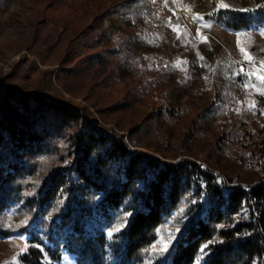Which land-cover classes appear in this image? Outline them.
<instances>
[{
  "label": "trees",
  "instance_id": "obj_1",
  "mask_svg": "<svg viewBox=\"0 0 264 264\" xmlns=\"http://www.w3.org/2000/svg\"><path fill=\"white\" fill-rule=\"evenodd\" d=\"M10 2L0 0V7ZM213 5L201 13L236 30L264 28V0L233 3L228 10ZM116 6L121 17L131 13L138 23L154 12L147 0ZM105 19L106 28L87 36L83 27L67 44L61 65L68 77L59 73L55 83L53 70L43 69L34 90L23 92L11 72L0 74V234H9L6 224L29 233L23 264H54L66 252L79 264H264V97L248 86L243 93L250 98H241L229 81L245 84L243 73L224 76L226 66L214 70L211 61L195 56L183 90L203 96L212 78L222 81L179 142L171 128L191 109L190 102H172L174 92L165 89L168 68L159 58L156 64L147 61L153 45L124 33L112 17ZM43 24L52 26L44 43L28 48L36 69L38 60L45 61L43 50L49 51L46 42L56 48L72 27L53 15ZM78 45L81 53L72 55ZM262 46L255 48L264 58ZM28 59L24 54L19 62ZM71 74L103 76L109 83L132 80L138 99L163 105L155 114L143 111L142 121L127 129L108 125L105 109L114 114L126 101L105 107L75 103L59 90L80 93L65 83ZM151 123L160 124L166 140L153 139ZM182 144L179 154L167 155ZM199 152H205L203 158ZM171 227L179 228L175 247L158 256L153 246Z\"/></svg>",
  "mask_w": 264,
  "mask_h": 264
},
{
  "label": "rangeland",
  "instance_id": "obj_2",
  "mask_svg": "<svg viewBox=\"0 0 264 264\" xmlns=\"http://www.w3.org/2000/svg\"><path fill=\"white\" fill-rule=\"evenodd\" d=\"M122 1L125 0H12L6 7H0V74L11 72V74L9 73L11 79L18 83L23 92L34 90L42 77L45 76L43 69L53 70L52 78L55 83L56 75L59 73L68 77L70 72L63 71L61 63L67 59L65 58V51L69 41L83 27L87 36L95 35L101 29L106 28L108 23L105 18L110 16L122 25L124 33L139 35L146 43L153 45V52L148 53L150 58L147 61L156 64V60L159 58L162 65L168 68L171 77L167 78L165 89L174 92L172 102L175 104L190 102L191 109L171 128V132L175 134L179 142L182 140L184 143L186 129L199 115L200 105H206L209 102L207 99L215 92V85L218 81H222V78L217 80L212 78L210 81L211 88L203 96L190 95L189 91L187 93L186 90H183L181 84L192 77L193 66L191 61L194 62L195 56H200L198 58L201 61H211L214 70L220 65L226 66L224 76H228L229 72L232 73V77L235 73L238 75L237 73L241 68L245 72L251 71L253 76L249 86H252L253 89L260 87L258 86L260 81L256 77L264 76V68H262L264 58L255 46H264V35L261 34L264 32V28L253 25L246 29L236 30L223 24L221 20L218 21L217 18H208L201 13L202 10L213 7V4L219 6L220 9L228 10L233 3L246 2L252 4L254 0H147L154 7V12L153 16L146 18L143 23L135 22L131 13L121 17V12H118L116 5ZM52 15L63 18V20L66 19V23L72 27L71 30L68 29L62 35L60 44L56 48H51L46 42L45 47L49 51L43 50L45 61L42 63L38 60L39 69H36L30 65L31 60L35 57L29 53L28 48L38 45L40 41L44 43L48 29L52 26H45L43 19ZM222 16L226 19L225 16L228 15L225 12ZM200 17L203 19L201 20ZM127 21H132V24L129 25ZM108 29L107 36L109 37L113 28ZM51 31L56 32V29ZM238 34L241 35L238 36ZM238 39L240 41L239 46ZM263 46L262 49H264ZM240 47H243L248 56L251 57L250 61L242 56ZM81 49L78 45L77 50H73L72 55L75 51L81 53ZM79 53L74 58L79 57ZM24 54L29 59L22 64L19 61ZM68 59H72V57ZM112 60L115 59L112 58ZM229 82L232 84L235 93L241 95V98H250L251 93L249 95L243 93L246 88L245 84L233 78ZM65 83L80 93L72 95L58 86L60 92L78 104L92 105L94 103L98 107H105L115 101L125 100V108L121 111L112 114L108 113V109H105L104 114L110 122L108 125L112 126L119 123L127 129L128 126L142 121L143 111L151 110L155 114L158 108L163 105V102L155 101L149 97L138 99L133 90L130 89L132 80L109 83L104 80L103 76L86 75L75 78L71 74ZM86 95H89L88 99L90 98V100H87ZM128 101H131L130 104ZM204 101L207 102L203 103ZM240 106L242 109L245 107V105L244 107L243 105ZM91 109L95 115L103 117L97 113L98 110L95 107ZM151 124L154 132H150V135H156L153 139L166 140L163 138V136L166 137V133L160 134V124ZM126 129L123 132H127ZM180 147H183V144L182 146L178 145V148H174L173 151L169 150L167 155L171 158L174 154H179ZM204 155L205 152H199L197 157L203 158ZM21 205V203L13 205L14 207L9 210V218L16 216ZM4 227L10 229V232L8 235L0 234V264H23L21 256L28 250L29 233L12 229L9 224ZM178 229L171 227L166 231L162 230L153 246V251L159 252L161 246L159 238L161 236L165 239L168 233H174L178 236ZM174 241L169 243V249ZM45 264L52 263L45 260ZM54 264L79 263L75 254L66 252L62 259Z\"/></svg>",
  "mask_w": 264,
  "mask_h": 264
},
{
  "label": "snow or ice",
  "instance_id": "obj_3",
  "mask_svg": "<svg viewBox=\"0 0 264 264\" xmlns=\"http://www.w3.org/2000/svg\"><path fill=\"white\" fill-rule=\"evenodd\" d=\"M262 8H264V5H261ZM247 11H251V9H248ZM200 19L202 20L203 18L200 17ZM262 35H264V32L261 33ZM241 35V34H238V36ZM206 39V38H205ZM240 45V41L238 39V46ZM240 51H241V54L242 56H244V58L246 60H251V57L248 56L247 52L245 51V49L243 47H240ZM262 68H264V64H262ZM240 73H243V75L245 77H247V80L245 81V87H248L249 84L251 83V79H252V76H253V73L251 71H247L245 72L243 68L239 69V72L237 74H240ZM256 79L258 81H260V87L257 89L259 94L264 97V76H257ZM131 215V214H129ZM125 226H127V219H125ZM120 229H117V231H119ZM179 232V229L177 230ZM107 235L109 237H112L113 233L112 232H109L107 233ZM178 239V237L176 236V234L174 233H168L167 234V238L165 239V237L161 236L159 238V244L161 245L160 248H159V252L156 253V255L158 256H161L163 255L165 252H168L169 250V243L173 240H176ZM172 247H175V244H171Z\"/></svg>",
  "mask_w": 264,
  "mask_h": 264
}]
</instances>
